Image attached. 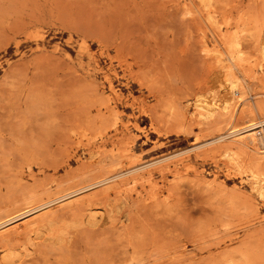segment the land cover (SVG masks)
<instances>
[{
    "label": "rangeland",
    "instance_id": "374dc122",
    "mask_svg": "<svg viewBox=\"0 0 264 264\" xmlns=\"http://www.w3.org/2000/svg\"><path fill=\"white\" fill-rule=\"evenodd\" d=\"M247 120L264 0H0V223L65 196L0 229V264H264Z\"/></svg>",
    "mask_w": 264,
    "mask_h": 264
},
{
    "label": "bare ground",
    "instance_id": "6f19581e",
    "mask_svg": "<svg viewBox=\"0 0 264 264\" xmlns=\"http://www.w3.org/2000/svg\"><path fill=\"white\" fill-rule=\"evenodd\" d=\"M228 59L233 62L234 67H237V64L235 63V61H233V59H234L233 53H230L228 55ZM242 77H244L243 74H242ZM237 81H239V79ZM242 82H243V80H242ZM224 89H226L228 91V93H229L228 97L213 96L211 100H208L207 98L206 99H199L195 103V105H194L195 110H196L195 116H198L202 122H206L207 120H209L212 117L213 112L217 111L218 109L219 110L220 109L221 110H229V107H231V103H230L231 101L230 100H236V104H237L243 98V96H242L243 89L241 86H239V84L236 81L230 82V84L228 86L226 85L224 87ZM227 135H228V138L229 137L234 138V142L236 144H238L241 148H244L247 152L254 151L255 154L260 157V159L264 160V120H259L256 123H254L253 120H247L242 127L234 126L231 123L229 128H228V134ZM254 138H257V140H258L257 142H259L258 144H255L254 140L256 141V139H254ZM215 141H225V135L222 134L221 136H218L217 139H215ZM160 160L161 159L156 160L155 162L160 161ZM163 160H164V158H163ZM252 177L256 180V183L260 185L259 188L262 190L264 188V186H263L264 185L263 184L264 178L261 177L257 172H253ZM111 178L112 177H107V178H104L100 181L91 183L90 185H87L84 188L75 190V192H78V191L80 192L81 190H83L87 187H90V186L92 187L98 183L108 181ZM63 198H65V196H60L58 198H55L53 200H49V201H47V202H45V203H43L37 207L28 209L24 212H21L17 215H14L12 217L9 216L10 218H8L7 220L0 223V229L4 230L9 225L30 216L36 210H38L42 207L48 206L50 204H53V203H55V202H57ZM35 221H36L35 219H30V220L28 219L25 222L18 224V226L15 228H17V229L21 228L22 229V227H24L25 225L33 224V223H35ZM8 234H9V231H8V233L1 234V236L8 235Z\"/></svg>",
    "mask_w": 264,
    "mask_h": 264
}]
</instances>
